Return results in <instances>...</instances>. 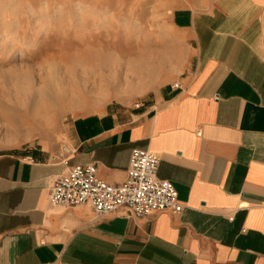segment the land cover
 Masks as SVG:
<instances>
[{
	"label": "crops",
	"instance_id": "0c3cea01",
	"mask_svg": "<svg viewBox=\"0 0 264 264\" xmlns=\"http://www.w3.org/2000/svg\"><path fill=\"white\" fill-rule=\"evenodd\" d=\"M171 22L193 52L154 104L79 120L67 157L0 153V264H264V0H178ZM135 149L160 157L181 213L52 204L72 166L123 184Z\"/></svg>",
	"mask_w": 264,
	"mask_h": 264
},
{
	"label": "rangeland",
	"instance_id": "374dc122",
	"mask_svg": "<svg viewBox=\"0 0 264 264\" xmlns=\"http://www.w3.org/2000/svg\"><path fill=\"white\" fill-rule=\"evenodd\" d=\"M177 1L0 0V43L10 39L0 44V153L37 148L67 157L79 120L154 104L193 52L172 26ZM47 29L26 58L15 39Z\"/></svg>",
	"mask_w": 264,
	"mask_h": 264
},
{
	"label": "built area",
	"instance_id": "2783aa9c",
	"mask_svg": "<svg viewBox=\"0 0 264 264\" xmlns=\"http://www.w3.org/2000/svg\"><path fill=\"white\" fill-rule=\"evenodd\" d=\"M174 88L179 85L175 84ZM160 157L150 151L132 152L127 180L113 186L100 179L94 165L72 166L54 181L50 200L55 206L89 205L98 219L128 208L135 217L142 218L156 212L171 210L181 213L175 186L158 176Z\"/></svg>",
	"mask_w": 264,
	"mask_h": 264
},
{
	"label": "bare ground",
	"instance_id": "6f19581e",
	"mask_svg": "<svg viewBox=\"0 0 264 264\" xmlns=\"http://www.w3.org/2000/svg\"><path fill=\"white\" fill-rule=\"evenodd\" d=\"M122 1V0H121ZM126 1V0H125ZM23 3H27V1H24ZM17 24V23H16ZM18 28V27H17ZM43 28V27H42ZM46 29V28H45ZM48 32H49V30L47 29V30H45V34H42L41 33V31L39 32V33H37L36 35H34L35 36V38L33 39V38H31L32 40H29V41H27L26 40V38H24V37H26V34H23V36L21 37V39H22V42L21 41H19L18 39H15L16 40V42H18L17 44H20L19 46H20V48H26V50H28V51H26L25 52V55H26V58L27 57H31L34 53H32V51H33V49H35V47L37 46V42L40 40V39H44V38H46V36L48 35ZM8 36V35H7ZM2 37V36H1ZM11 38V37H10ZM3 39H5V40H7V41H5V40H3ZM3 40V41H2ZM8 40H10L9 39V37H7L6 38V36L5 37H2V39H1V43L0 44H5L6 42H10V41H8ZM12 40V39H11ZM24 41V42H23ZM16 44V45H17ZM6 45V44H5ZM4 46H2V48H3ZM120 48V47H119ZM5 49V48H4ZM3 49V50H4ZM12 49V48H11ZM18 50V49H17ZM105 50V49H104ZM118 50V49H117ZM113 51V50H112ZM106 52H108V50L106 51ZM111 52V51H110ZM114 52H115V49H114ZM16 53V52H15ZM120 53V52H119ZM118 53V54H119ZM111 54V53H110ZM108 55H109V53H108ZM104 56V55H103ZM106 56V55H105ZM115 57V56H114ZM111 57L110 56H106V57H104L103 59H104V62L105 63H109V61L111 60L110 59ZM115 60V59H114ZM113 60V61H114ZM101 62V61H100ZM99 63V62H98ZM103 63V62H102ZM113 64V63H112ZM103 65V64H102ZM104 66V65H103ZM110 66V65H109ZM107 68L108 67V65L107 66H104V68ZM105 68V69H106ZM108 68H110V67H108ZM112 68V67H111ZM101 69V68H100ZM42 93L43 94H48L49 95V93H50V87L49 88H46L45 90H43L42 91Z\"/></svg>",
	"mask_w": 264,
	"mask_h": 264
}]
</instances>
